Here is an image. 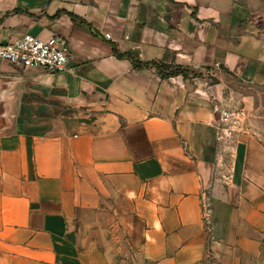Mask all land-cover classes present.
<instances>
[{"label":"crops","instance_id":"crops-1","mask_svg":"<svg viewBox=\"0 0 264 264\" xmlns=\"http://www.w3.org/2000/svg\"><path fill=\"white\" fill-rule=\"evenodd\" d=\"M26 30L71 68L0 62V264L264 251V0H0V42Z\"/></svg>","mask_w":264,"mask_h":264},{"label":"built area","instance_id":"built-area-1","mask_svg":"<svg viewBox=\"0 0 264 264\" xmlns=\"http://www.w3.org/2000/svg\"><path fill=\"white\" fill-rule=\"evenodd\" d=\"M70 49L66 39L57 34L40 37L26 30L16 38L0 42V62L20 69H42L56 72L70 69ZM218 114L219 138H228L240 124V116L230 107L213 104Z\"/></svg>","mask_w":264,"mask_h":264},{"label":"rangeland","instance_id":"rangeland-1","mask_svg":"<svg viewBox=\"0 0 264 264\" xmlns=\"http://www.w3.org/2000/svg\"><path fill=\"white\" fill-rule=\"evenodd\" d=\"M234 83L236 85H239V87L241 85V83H239V82H234ZM239 125H241V122ZM238 130L236 129L234 134ZM219 134H220V132L217 133L216 135L218 136ZM234 134H232L230 137H228V140H226L227 138L216 137L218 139V152L221 154V156L224 155L225 153L226 154L228 153L227 152L228 149L226 146L229 144V142L233 138ZM211 264H219V263L212 261ZM231 264H264V251H262L259 254H249V253L238 251L235 253V259L231 262Z\"/></svg>","mask_w":264,"mask_h":264},{"label":"trees","instance_id":"trees-1","mask_svg":"<svg viewBox=\"0 0 264 264\" xmlns=\"http://www.w3.org/2000/svg\"><path fill=\"white\" fill-rule=\"evenodd\" d=\"M91 31L94 32V33H97V31L93 27H91ZM113 47H114V52L116 53L117 56H126L129 59H131V61L133 62V64L135 66L141 65V62L136 60V59H134L129 53H125V52L119 51L115 45ZM152 64H155L158 68H160V66H162V64L160 65L156 61H152ZM162 70H163L164 74L165 73H170V72H179V71L183 72L182 69L179 66H175V67L171 68L169 72H165L164 71L165 69H161V71Z\"/></svg>","mask_w":264,"mask_h":264}]
</instances>
